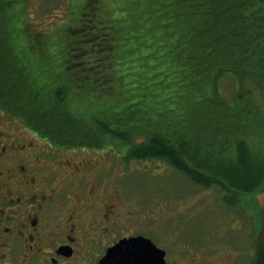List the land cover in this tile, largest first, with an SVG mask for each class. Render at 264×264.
<instances>
[{"label":"trees","instance_id":"16d2710c","mask_svg":"<svg viewBox=\"0 0 264 264\" xmlns=\"http://www.w3.org/2000/svg\"><path fill=\"white\" fill-rule=\"evenodd\" d=\"M59 6L65 18L40 31L37 7L29 17L28 1L0 0V107L54 144L108 142L125 161L161 159L215 187L243 213L253 203L255 236L264 189V0ZM257 257L264 264V253Z\"/></svg>","mask_w":264,"mask_h":264},{"label":"flooded vegetation","instance_id":"af4514ba","mask_svg":"<svg viewBox=\"0 0 264 264\" xmlns=\"http://www.w3.org/2000/svg\"><path fill=\"white\" fill-rule=\"evenodd\" d=\"M111 161L110 143L54 144L0 107V264H99L111 245L137 235L163 248L170 264L166 249L141 231V220L124 212L110 187ZM244 206L251 225L244 237L253 239L254 251L234 252L223 264H258L255 208ZM231 217L241 229L236 212ZM187 258L186 264L220 259L213 251Z\"/></svg>","mask_w":264,"mask_h":264},{"label":"rangeland","instance_id":"374dc122","mask_svg":"<svg viewBox=\"0 0 264 264\" xmlns=\"http://www.w3.org/2000/svg\"><path fill=\"white\" fill-rule=\"evenodd\" d=\"M26 1L28 7L31 6L30 9L27 7L29 17L33 9H39L33 21L34 27L40 31H48L53 24L65 18L63 6H59L65 0ZM36 4V7L33 6ZM223 85L228 92L230 82L223 80ZM76 106L79 110L86 107L84 103ZM88 107L100 116L98 103L88 104ZM101 145L107 147L109 143L102 142ZM122 155V152L110 146V158L113 160L110 171H114L110 175V187L123 199L124 212L130 209L128 217L131 220L140 219L141 231L166 249L170 264H186L192 252H217L219 264H223L231 259L234 252L242 254L250 249L254 251L253 239L251 241L247 234L244 237L246 230L251 228L247 224V215L227 206L215 187L205 188L193 183L161 159L125 161ZM235 212L243 224L238 230L234 229L235 223L231 217ZM239 235L243 242L238 240Z\"/></svg>","mask_w":264,"mask_h":264},{"label":"water","instance_id":"95a60500","mask_svg":"<svg viewBox=\"0 0 264 264\" xmlns=\"http://www.w3.org/2000/svg\"><path fill=\"white\" fill-rule=\"evenodd\" d=\"M140 138H137L139 141ZM260 224L255 236L257 254L264 253V189L256 194ZM165 250L149 238L137 235L123 237L111 245L99 264H166Z\"/></svg>","mask_w":264,"mask_h":264}]
</instances>
